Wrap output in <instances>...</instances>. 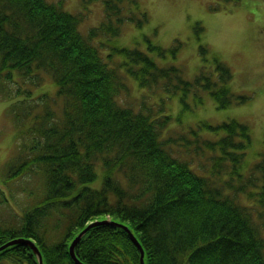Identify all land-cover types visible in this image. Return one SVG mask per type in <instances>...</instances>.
<instances>
[{
  "label": "trees",
  "instance_id": "16d2710c",
  "mask_svg": "<svg viewBox=\"0 0 264 264\" xmlns=\"http://www.w3.org/2000/svg\"><path fill=\"white\" fill-rule=\"evenodd\" d=\"M104 1L106 22L85 36L82 15L65 11L62 2L0 0V95L20 96L17 101L28 107L17 101L10 106L19 142L5 164V180L30 175L43 183L38 201L13 223L0 224V246L31 239L44 264H76L71 243L102 218L129 227L145 250V264H264V156L263 163L249 166L248 125L202 122L188 133L166 136L172 117L163 113V105L138 110L121 101L129 91L119 70L124 66L142 88L167 97L182 91L187 108L189 94L204 90L218 109H226L234 100L248 99L231 90V68L214 57L218 80L203 66L191 82L177 66H160L139 48L120 46L116 38L128 19L122 15L124 0ZM139 16L142 26L148 14ZM101 34L113 39L111 52L93 43ZM147 41L167 57L165 48ZM206 49L201 46L204 62ZM115 53L124 63L115 64ZM44 71L57 86L54 101L46 93L35 96L33 88L41 85ZM203 129L223 135L210 141ZM205 151L213 152V165L198 173L197 159ZM99 169L103 183L93 187ZM249 171L247 184L238 187L225 177ZM258 172L261 186V177L254 176ZM75 252L84 264H141L129 233L112 223L92 227ZM0 264L39 262L29 246L18 243L0 252Z\"/></svg>",
  "mask_w": 264,
  "mask_h": 264
},
{
  "label": "rangeland",
  "instance_id": "374dc122",
  "mask_svg": "<svg viewBox=\"0 0 264 264\" xmlns=\"http://www.w3.org/2000/svg\"><path fill=\"white\" fill-rule=\"evenodd\" d=\"M62 2L65 11L82 15L80 31L85 36L93 28L100 27L106 22V6L104 0H49ZM138 2L139 6L136 4ZM124 20L120 36L116 38L120 46L139 48L148 53L160 66L175 65L182 70L186 80L195 82L201 74V68L213 79L218 80L214 57L228 65L233 78L229 85L234 95L246 96L243 103L234 100L226 109H218L217 102L209 92L200 90L192 92L186 98L189 108L182 101L183 92L167 97L163 91L155 93L147 88H142L138 81L125 73L124 66L119 67L128 85V93L122 94L121 101L136 109H147L162 106L165 115L172 117L169 128L165 132L182 134L191 129H198L202 122L210 125H220L224 122L237 120L247 124L251 133V144L248 146V162L250 165L263 163L264 156V41L259 37V30L264 26V0H124L121 3ZM141 11L147 12L148 20L142 26L138 25ZM116 19V16H114ZM151 44L158 45L167 50V57L159 56L158 51L150 48ZM111 39L107 34H101L93 43L101 51L111 52ZM104 45H103V44ZM181 43L178 51L174 47ZM100 44H102L100 46ZM201 46H205L207 62ZM175 54V55H174ZM115 64L124 63V57L115 53ZM43 81L34 87L35 96L48 94L52 100L56 99L57 86L47 72H41ZM15 80H19L15 77ZM27 83L28 80H27ZM203 84H206V80ZM14 90L18 84H12ZM204 87V86H203ZM205 88V87H204ZM202 102H200V98ZM20 99V96L6 99L0 95V224H11L18 218L25 207L32 206L43 194V183L39 178L17 177L6 183L5 164L14 156L17 150L18 129L12 120L10 106ZM22 108L27 104L17 101ZM54 108L56 104L53 103ZM38 108L36 109L37 112ZM202 135L207 140L218 141L223 134L202 130ZM172 136V135H170ZM213 152L205 151L197 159L198 173H205L213 165ZM251 172L242 177L225 175L234 186L247 184ZM262 173L258 182L262 185ZM9 180V179H8ZM103 175L99 169V177L92 184L101 187ZM256 191L260 187H252ZM232 189L227 187L226 190ZM32 194V195H30ZM257 220L258 215L255 212ZM264 238V227L261 228Z\"/></svg>",
  "mask_w": 264,
  "mask_h": 264
},
{
  "label": "water",
  "instance_id": "95a60500",
  "mask_svg": "<svg viewBox=\"0 0 264 264\" xmlns=\"http://www.w3.org/2000/svg\"><path fill=\"white\" fill-rule=\"evenodd\" d=\"M100 223H109V224L112 223V224H114L116 226H119V227L125 229L129 233L132 241L134 242V244L137 246V248L140 251V254H141L140 262H141V264H145V250H144L142 244L139 242V240L131 232L129 227L127 225L123 224V223L112 222V221H109V220L92 222L76 236V238L73 240V242L71 243L70 248H69L70 256H71V258L73 259V261L76 264H84L83 262H81L78 259L77 255H76L75 248H76L77 244L81 241V239L86 235V233L92 227H94L95 225L100 224ZM18 243L25 244V245L29 246L33 250V252L36 254L39 264H44L43 255H42L41 250L36 245V243L33 240H31V239H15V240H11V241L3 244L2 246H0V252L5 250L6 248H8L10 246L18 244Z\"/></svg>",
  "mask_w": 264,
  "mask_h": 264
},
{
  "label": "flooded vegetation",
  "instance_id": "af4514ba",
  "mask_svg": "<svg viewBox=\"0 0 264 264\" xmlns=\"http://www.w3.org/2000/svg\"><path fill=\"white\" fill-rule=\"evenodd\" d=\"M259 37L262 41H264V26H262L259 30Z\"/></svg>",
  "mask_w": 264,
  "mask_h": 264
}]
</instances>
